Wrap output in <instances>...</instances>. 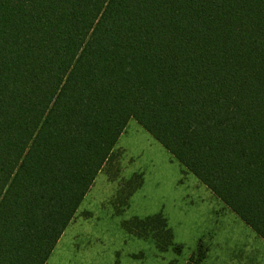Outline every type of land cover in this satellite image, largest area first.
Wrapping results in <instances>:
<instances>
[{
	"label": "trees",
	"instance_id": "obj_1",
	"mask_svg": "<svg viewBox=\"0 0 264 264\" xmlns=\"http://www.w3.org/2000/svg\"><path fill=\"white\" fill-rule=\"evenodd\" d=\"M130 120L264 241V0H0V264H46Z\"/></svg>",
	"mask_w": 264,
	"mask_h": 264
},
{
	"label": "rangeland",
	"instance_id": "obj_2",
	"mask_svg": "<svg viewBox=\"0 0 264 264\" xmlns=\"http://www.w3.org/2000/svg\"><path fill=\"white\" fill-rule=\"evenodd\" d=\"M264 264V241L134 120L46 264Z\"/></svg>",
	"mask_w": 264,
	"mask_h": 264
}]
</instances>
